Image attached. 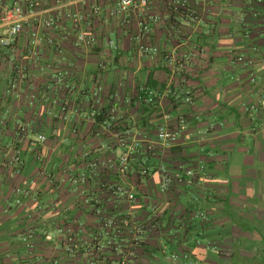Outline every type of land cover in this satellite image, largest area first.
<instances>
[{"label":"crops","instance_id":"crops-1","mask_svg":"<svg viewBox=\"0 0 264 264\" xmlns=\"http://www.w3.org/2000/svg\"><path fill=\"white\" fill-rule=\"evenodd\" d=\"M39 1L38 15L27 19L15 44L0 48V150L17 149L23 159L21 174L10 178L0 155V264H79L60 248L59 224H102L70 179L85 173L84 152L95 154L101 146V151L109 152V146L116 143L113 133L102 128L104 115L94 113L93 98L99 89L103 111L116 101L112 95L119 94L115 102L122 116L118 131L149 142L157 140V127L165 123V113L174 118L187 113L190 119L178 146L157 145L150 157L132 160L129 179L137 202L112 205L110 214L142 218L150 211L147 201L151 200L154 213L167 209V218L171 214L172 224L177 226L181 220L174 213L172 196H167V203L152 198L160 185L158 169L162 165H202L204 174L200 172V176L204 178L196 188V205L209 215L208 238L193 246L191 236L185 248L200 264H264V0H219L210 6L211 14L184 48L193 58L183 71L170 68L164 52L139 55L137 25L108 17L114 0H97L103 6L102 16L79 28H74L64 10L88 14L89 9L80 0L67 2L62 14L56 15V25L49 29L42 22L57 0ZM2 8L0 2V15ZM79 30L95 35L100 45L76 46ZM5 31L0 24V37ZM108 39L115 41L117 49L109 48ZM147 40L167 53L177 46L168 27L153 25ZM196 46L204 52H197ZM230 49L255 58L254 69L234 68ZM13 61L24 67L21 77L11 66ZM251 72L255 83L249 82ZM176 86L194 92V109L167 93ZM145 87L163 94L160 105L140 103L138 95ZM245 104H256L258 109L247 113ZM23 124L28 125V132L20 135ZM211 125L214 129L204 138L195 134ZM38 134H44L47 141L35 148ZM144 168L153 171L144 177L137 171ZM99 178L116 179L100 176L92 179L93 187ZM14 186L28 191L21 204L14 201ZM190 195L189 190L179 194L182 205ZM29 229L36 232L30 250L22 240ZM189 233L195 235L196 230ZM45 234L55 237L49 241ZM209 240L218 248L208 247ZM149 243L157 244L156 239ZM147 257L145 264L159 263V256L150 253Z\"/></svg>","mask_w":264,"mask_h":264},{"label":"built area","instance_id":"built-area-1","mask_svg":"<svg viewBox=\"0 0 264 264\" xmlns=\"http://www.w3.org/2000/svg\"><path fill=\"white\" fill-rule=\"evenodd\" d=\"M0 0L3 8L0 15V24L6 27L4 35L0 37V48L10 49L16 42L20 33L24 30V25L29 17L38 15L40 9L39 0ZM73 0H57L56 6L47 10L48 16L43 20V28L49 29L56 25V15L62 14L65 4ZM93 1V3H92ZM97 0H80L85 7H88V14H84L78 10H64L66 18L71 21L74 28L87 21L99 18L103 14V6L96 2ZM219 0H114L115 5L109 9L108 17L120 18L124 24L137 25L140 32V40L138 45V52L140 56L144 55H158L164 52L163 59L168 63L172 69L183 71L187 68L192 60V54L186 51L185 46L189 43L190 36L196 33L199 29L200 23L205 20L207 15L211 14V7ZM156 25L160 28L168 27L169 35L177 41V46L171 52L163 51L160 47L147 40L152 26ZM146 38V39H145ZM50 44L53 41L49 40ZM109 48L117 49L115 41L106 40ZM76 46H92L100 45L99 40L93 34H88L83 30H79L78 35L74 41ZM197 52H204V48L200 46L194 47ZM230 62L236 69L242 71H251L256 65L255 58L249 56L245 52L229 50ZM19 76L21 77L24 72V67L20 64L11 62ZM1 72V66H0ZM250 83H255V75L251 72L249 77ZM16 85V84H15ZM122 86V83H120ZM167 93L172 95L176 100L181 101L186 107L194 109L197 105V97L192 90H185L180 86L170 87ZM118 93L112 95L117 101ZM139 99L147 105H160L164 99L163 94L151 88H141L138 95ZM101 89L94 94L93 104L95 105L94 113L96 115H104L101 121L102 128L109 133H113L116 143L109 146V152L101 151L104 146L97 149L95 154L91 152L83 153V169L85 173L74 178L70 177L72 184L76 185L78 191L82 196V201L85 205L95 206V212L101 219L98 229L101 231L92 233V239L88 240L75 232L72 225L67 226L63 233L65 240L73 243L76 240L81 241L83 245L91 244L95 246L89 248L85 246L84 254L80 258L87 260L86 264H106V259L112 256L120 257V264H126L129 258L133 257L135 251L133 248L138 247L142 241L145 232L144 227L133 218H120L115 214H110L109 210L114 206H131L137 202V193L130 185V170L132 160L141 153H152L157 145L161 147H172L183 142L186 131L189 128V115L181 113L175 118L170 112L164 114L165 123L157 127V140L149 142L148 140L141 139L123 131H118L119 121L122 119L120 109L115 103L111 104L105 111L102 101ZM174 105V104H173ZM174 107V106H173ZM258 107L256 104H245L243 110L247 113L256 111ZM214 129L211 125L206 129H197L195 134L204 138L206 134ZM20 135H25L28 132V125L23 124L19 126ZM47 141L44 134H38L36 141L33 142V147L37 148L38 145H43ZM118 151L116 152V150ZM38 152V151H37ZM39 153V152H38ZM0 155L4 161L3 167L7 170L11 169V175L17 176L21 174V166L23 159L21 152L17 149L0 150ZM37 158L40 155L37 154ZM42 158V157H41ZM151 169L144 168L143 175H147ZM160 174V185L158 188L159 193H165L173 183L182 185H189L193 183L196 175L194 167L181 165L174 170L162 165L158 169ZM44 174V173H42ZM115 176V180L111 179H98L93 187L92 179L96 180L100 176ZM186 178V179H185ZM31 184L34 185L35 181L32 180ZM100 193L99 195H91V191ZM17 195L16 202L22 203L23 196L27 195L28 191L20 187L14 190ZM102 194V195H101ZM79 230L86 232L79 225ZM62 231V230H61ZM53 237L48 235L47 240ZM114 238V240H113ZM119 238V241L115 239ZM127 245H123L125 242ZM118 243V246L114 244ZM92 245V244H91ZM112 248L110 251L107 249ZM125 246V249H124ZM79 247V246H78ZM78 248L69 246L68 251L77 253ZM173 261H177L179 256L173 253L169 257ZM188 260V255H184ZM189 264H197V261L189 260Z\"/></svg>","mask_w":264,"mask_h":264},{"label":"trees","instance_id":"trees-1","mask_svg":"<svg viewBox=\"0 0 264 264\" xmlns=\"http://www.w3.org/2000/svg\"><path fill=\"white\" fill-rule=\"evenodd\" d=\"M140 103L147 105L143 99H139ZM147 106H153V105H147ZM147 108V107H145ZM105 118V117H103ZM157 151V147L156 149L152 152V153H141L139 154L137 157V160H140L143 157H150V155H153L155 152ZM184 165V164H178L176 166L173 167H169L167 165H165L166 167H168L169 169L174 170L175 168H178L179 166ZM148 166V165H147ZM184 166H189V167H194L196 169V175L195 178L193 179V183L192 184H179V183H173L170 188L167 190V192L165 193H159L156 190H153L152 192V198L157 199L158 201L161 202H166L167 203V196H172V199L174 200V209L176 211H174V213L177 214V217L179 218L180 224H178L177 226H175L173 223V221H171V219H173L174 217L171 216V214L168 215L169 219L167 218V209L165 211H163L161 214H155V209L156 207L154 206V203L152 204L150 201H147V205L146 208L147 210L150 209V211H148V214H146L145 216H142V218H137L136 216L130 215V214H121L119 216L120 218H133L135 219L139 224H141L144 229L145 232L143 234V238L142 241L140 243V245L138 247H134L133 250L135 251V254L133 257L129 258V260L127 261L126 264H145L144 262L146 261L145 259L148 258L147 256H149V254L151 253L154 256H159V263L158 264H189V260H194L197 261V264H200L199 260H197L194 255L188 251L185 248V244H187L188 242V238L189 237H194V240H192L193 242V246H195L199 241H201L202 239H207L208 237L205 235V227L206 224L209 222V215L207 214L206 211L200 209L199 207H197L196 203H198L197 200H199L198 198V194L196 192V188L197 185L203 180L204 177L200 176V172H202V170L204 169V166L202 165H184ZM150 167V166H148ZM138 173L144 177H147L151 174V172L153 171L152 169L149 171V173L147 175H143L141 174V169L137 170ZM156 171V170H154ZM6 172L8 174H10V178H11V169H7ZM202 174H204V171L202 172ZM186 179V178H185ZM139 182H141L139 180ZM142 183V182H141ZM17 186L13 187V191H12V195L14 198V201L16 204H18L16 202L17 199V195L15 194L14 190ZM184 188L185 190H180V188ZM191 191V198L189 199L186 205H182V201H180L179 199V194H183L185 195L186 192ZM192 202H195V204H193ZM156 204V203H155ZM154 208V209H153ZM92 213H95V206H92L91 209ZM67 225L74 227L75 232L79 233L81 236H84V238L90 240L93 237V232L97 233L101 231L98 229L99 224H82V228L86 229V232L79 230V225L80 224H66V226H63V224H59V229L60 232L59 235L57 236V240L59 241V246L60 248L63 250V253L66 255L67 258H70L72 260H76L79 264H86L87 260H84L81 257V255L84 254V249L85 246H88L89 248H93L95 246V244L92 243L91 244H87V245H83L81 241H75L73 243H69L65 240V236L63 231L65 229H67ZM190 230H196V234H190ZM47 235L45 234L44 237L47 240ZM53 237V236H52ZM55 237V236H54ZM53 237V239H54ZM35 238H36V232L34 229H29L26 233H24V235L22 236V240L25 244V246L28 248V250L32 249L34 247V242H35ZM152 239H156L157 244L154 246H151L149 241ZM210 239V238H209ZM114 240V238H113ZM49 241H52L49 240ZM115 241H119V238L115 239ZM210 243L208 244V247L210 248H218V246L213 242V240H209ZM129 242H125L123 243V245H127ZM115 246H118V243L114 244ZM74 247V248H78L77 249V253L73 256L71 252H69L67 249L68 247ZM79 246V247H78ZM109 251L112 248H107ZM125 249V246H124ZM173 253H176L179 258L177 261H173L171 260L169 257L170 255H172ZM184 255H188V260L184 258ZM120 257L118 256H112L110 259H106V264H120Z\"/></svg>","mask_w":264,"mask_h":264},{"label":"rangeland","instance_id":"rangeland-1","mask_svg":"<svg viewBox=\"0 0 264 264\" xmlns=\"http://www.w3.org/2000/svg\"><path fill=\"white\" fill-rule=\"evenodd\" d=\"M176 146H178V145H174V146H172V147H176ZM172 147H171V148H172ZM53 237H54V236H53Z\"/></svg>","mask_w":264,"mask_h":264}]
</instances>
